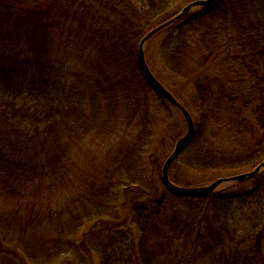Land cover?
<instances>
[{"label": "trees", "instance_id": "1", "mask_svg": "<svg viewBox=\"0 0 264 264\" xmlns=\"http://www.w3.org/2000/svg\"><path fill=\"white\" fill-rule=\"evenodd\" d=\"M168 3L150 0L141 13L151 17ZM117 8V0H0V196L62 200L59 238L40 237L31 223L33 237L8 264H264V170L194 195L146 174L159 110L181 112L143 71L148 24ZM168 30L163 63L190 81L196 112L170 179L194 185L171 176L180 165L218 178L250 171L264 160V0H214L159 33ZM208 34L215 40L206 45ZM201 42L219 53L226 76L181 67ZM97 147L109 148L101 157ZM124 189L134 196L123 218ZM11 223L0 213L2 248L18 233Z\"/></svg>", "mask_w": 264, "mask_h": 264}, {"label": "rangeland", "instance_id": "2", "mask_svg": "<svg viewBox=\"0 0 264 264\" xmlns=\"http://www.w3.org/2000/svg\"><path fill=\"white\" fill-rule=\"evenodd\" d=\"M117 1L119 9L117 8V11L115 13H121L120 9L125 8L124 10L131 20L143 23V25L147 23V31H150L151 29L165 22V19L169 20L170 18L177 15L187 4L195 0H169L167 8H157L155 13L150 15L151 17L148 18L144 17L141 11L145 8L151 10V4L149 5L150 0ZM115 13L110 12L107 14H109V16H111L115 20H122L121 16H117ZM127 15H125V23H128ZM168 33L169 30L166 32L163 31L161 33L158 32L156 35L149 39L145 46L146 59L148 60L150 69L155 77L161 79L166 89L169 90L173 96L178 98L180 102L185 104L188 107V110L191 112L193 118H195L196 112L193 109V92L191 90L192 88L190 81L187 78H183L178 73L171 72L165 67L163 63L162 44L165 35H167ZM208 36L209 37L207 38L206 45H209V42H213V40H215L212 35L208 34ZM220 58L221 57L219 53L216 54L215 52L207 51L203 47V44L201 42L200 45H192L186 50V56L181 60V67L187 69L188 71H192L194 73L193 76L196 75V77L203 75V77L207 78H210L212 76L222 78V75L226 76L227 72L224 70L225 66ZM163 103L164 102H162V105ZM165 106H167L168 108L159 110V127L156 129V134L154 135L150 146L146 151V157L148 159L146 174L150 177H154L155 183H157L158 185L159 181L162 182L161 169L166 159L172 153L177 140L184 135L187 129L184 117L172 106L169 107L168 104H165ZM219 131L221 134H224L225 138H228V133H222L221 130ZM260 136L261 135H259L258 137ZM106 141L107 143H109L110 139H107ZM102 142L103 141L101 140L99 141L100 144H102ZM108 148L109 147L100 149L97 147L95 153H98L101 157H103ZM170 174L171 176H173V178L183 182L182 184L193 183L194 185H190L192 187L208 185L213 180H215L214 178H218L219 176L217 172H204L201 170L197 171L186 168L182 165L178 166L177 168H173ZM127 191V189L121 191L120 201L118 203L119 211L123 218L126 217L129 212L128 207L125 204V200L132 199L134 196V193L132 192L133 190L129 193ZM45 198H47V196H45ZM142 199L146 198L143 197ZM58 201L62 200L55 197L54 199L46 200L45 202H30L29 200L23 199L18 201L10 200L2 198L0 196V213H4L5 217H10L12 223H14V226L19 225L17 227L18 233H16V231H11L12 234L9 235L8 242L4 240L2 242L3 248L0 247V264H8L7 259L16 256L15 249H18V245L21 243V240L25 241L24 238L28 237L30 239L31 237H33V228L31 229V223H33V225H40L38 228H36V231H38L40 234L43 233V235L40 237H43L45 235L47 239L59 238V231L57 232L58 223H60V212L57 209ZM57 211L59 213H57ZM35 217L36 221H31V219H34ZM39 221L41 222L38 223ZM91 224L92 223H88L87 227ZM19 233L22 236L21 238H19ZM39 244H41L40 240ZM55 264H76V261L69 257H61L56 261Z\"/></svg>", "mask_w": 264, "mask_h": 264}, {"label": "water", "instance_id": "3", "mask_svg": "<svg viewBox=\"0 0 264 264\" xmlns=\"http://www.w3.org/2000/svg\"><path fill=\"white\" fill-rule=\"evenodd\" d=\"M214 0H195L189 4H187L177 15L170 18L169 20L161 23L160 25L156 26L155 28L151 29L140 41L139 44V56L141 65L143 68V71L145 72L147 78L153 83V85L157 88V90L166 97L174 107H176L184 116L186 123H187V130L185 134L176 142L174 149L172 153L169 155V157L166 159L163 168H162V180L164 184L171 189L172 191L179 193V194H188V195H194V194H207L211 193L218 188L228 185L234 181H243V180H249L259 174L264 169V160L261 161L253 170L245 173H240L233 176L228 177H222L218 178L208 185L205 186H196V187H184L175 184L171 181L169 177V169L172 165V163L179 157V155L182 153L183 149L188 145L190 142L193 133L195 131V122L191 115V113L188 111V109L181 104L172 94L169 92L166 87L155 77V75L152 73L151 69L148 66L146 57H145V46L150 38H152L154 35H156L158 32L163 30L164 28L168 27L172 23L179 20L181 17H183L185 14H187L189 11L197 9L201 6H207L210 5Z\"/></svg>", "mask_w": 264, "mask_h": 264}]
</instances>
